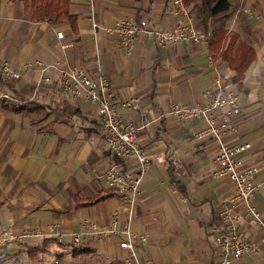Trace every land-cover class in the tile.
Instances as JSON below:
<instances>
[{
    "label": "crops",
    "instance_id": "0c3cea01",
    "mask_svg": "<svg viewBox=\"0 0 264 264\" xmlns=\"http://www.w3.org/2000/svg\"><path fill=\"white\" fill-rule=\"evenodd\" d=\"M229 2L233 13L228 33L237 34L254 52V61L238 82L231 80L228 62L214 56L208 40L162 48L143 35L128 51L116 35L106 33L128 19H145L156 30L169 31L187 19L175 0H71L74 27L68 21H33L21 1L0 0V65L7 60L18 68L39 60L84 67L93 76L100 70L111 83L122 119L139 127L145 152L165 157L144 175L130 219L129 207L98 177L114 163L136 172L137 162L118 160L109 152L97 106L82 97L63 96L57 84L44 85L33 98L42 76L38 70L24 71L15 81L0 79V87L27 102L20 108L0 102V235L11 227L47 230L52 224L66 234L63 243L46 238L11 244L13 264H125L126 251L117 237L89 239L79 249L72 246V234L85 222L107 225L114 213L129 224L142 264H219L223 256L213 230L225 226L223 211L238 217L242 234L256 246L255 253L229 264H264L259 227L232 200L234 184L215 175L219 141L199 138L207 127L204 119L181 121L169 114L173 104L208 103L221 74L241 107L229 130L221 131V141L249 143L244 165L257 168L256 181H264V0ZM59 32L63 39L57 37ZM209 57L217 61V69ZM49 75L58 79L55 71ZM132 98L138 99L135 108L122 106ZM253 202L264 210L263 193L256 192Z\"/></svg>",
    "mask_w": 264,
    "mask_h": 264
},
{
    "label": "built area",
    "instance_id": "2783aa9c",
    "mask_svg": "<svg viewBox=\"0 0 264 264\" xmlns=\"http://www.w3.org/2000/svg\"><path fill=\"white\" fill-rule=\"evenodd\" d=\"M94 2V0H90ZM180 14L187 16L184 21H179L171 30L160 31L151 27L145 19H128L117 22L112 28H107L108 35H116L122 47L130 51L136 41L143 35L154 38L160 47L166 48L170 45L182 42L205 41V37L195 26L189 15V10L184 0H175ZM244 13L251 14L245 10ZM259 18V16L257 17ZM97 25L94 24V28ZM59 39H63L61 32L57 33ZM70 47L66 45L65 48ZM209 64L217 69V61L209 57ZM38 70L42 73L36 82L33 98L38 96V91L44 85L57 84L60 93L65 97L84 98L93 106H97V117L101 126V135L104 138L109 152L119 160L133 158L137 162V171L125 169L117 163L112 164L107 170L99 174V179L105 182L120 198L121 202L129 207V218L134 214V208L142 195V181L153 163L162 164L165 157L162 154L149 155L145 152L138 140V130L132 124L125 122L118 112L119 106L111 91V83L99 70L93 76L84 67H73L67 64L47 65L42 61L35 60L26 62L15 68L7 60L0 65V79L3 82L19 80L24 71ZM49 71H55L58 79L55 81L49 75ZM215 92L211 100L203 106H188L184 104H173L169 114L178 117L181 121L202 118L206 121V129L199 138L207 136L214 137L219 141V150L216 157V172L218 178H226L236 188L232 200L240 203L244 208L246 217L252 220L260 229L261 241L264 244V210L258 209L253 202V196L260 191L264 195V181L257 182L258 173L255 167H245L242 155L250 149L249 143L227 145L221 141V131H228L231 119L240 114L241 107L232 85L219 74L215 80ZM0 102H8L15 108L27 104L26 101L15 98L2 87H0ZM138 99L132 98L124 101L122 106L127 109L136 107ZM223 110L221 114L216 112ZM229 212V211H228ZM223 211L225 226H215L214 235L216 243L221 250L223 261L219 264H229L233 259H241L256 252V246L250 239L245 237L237 223L238 217ZM66 234L59 225L52 224L47 230L26 229L16 231L13 227L0 235V264H13L12 256L9 254V246L29 240H42L54 238L63 243ZM120 239V249L126 251L125 264H142L137 256L136 244L129 224H122L120 215L114 213L107 225H99L95 222H85L82 230L72 234V246L82 248L89 239L102 240L108 237ZM142 241H147L142 237ZM148 264H154L149 262ZM217 264V263H211Z\"/></svg>",
    "mask_w": 264,
    "mask_h": 264
},
{
    "label": "trees",
    "instance_id": "16d2710c",
    "mask_svg": "<svg viewBox=\"0 0 264 264\" xmlns=\"http://www.w3.org/2000/svg\"><path fill=\"white\" fill-rule=\"evenodd\" d=\"M9 1H21L33 21L48 22L51 25L68 21L73 27L76 25L77 17L72 15L70 11L71 0ZM184 1L187 8H189L191 17L195 19L197 29L209 41L214 56L218 55L219 59L228 62L229 68L233 72L231 80L233 82L241 81L247 68L254 61V52L245 43L239 41L237 34L231 35L227 31V21L233 13L229 0ZM234 51L235 55L231 57V53Z\"/></svg>",
    "mask_w": 264,
    "mask_h": 264
},
{
    "label": "rangeland",
    "instance_id": "374dc122",
    "mask_svg": "<svg viewBox=\"0 0 264 264\" xmlns=\"http://www.w3.org/2000/svg\"><path fill=\"white\" fill-rule=\"evenodd\" d=\"M196 24V23H195Z\"/></svg>",
    "mask_w": 264,
    "mask_h": 264
}]
</instances>
